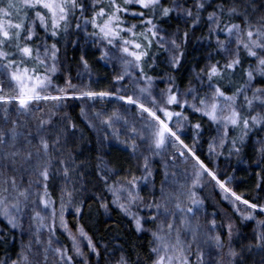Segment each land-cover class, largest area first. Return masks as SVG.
Here are the masks:
<instances>
[{
	"label": "snow or ice",
	"instance_id": "obj_1",
	"mask_svg": "<svg viewBox=\"0 0 264 264\" xmlns=\"http://www.w3.org/2000/svg\"><path fill=\"white\" fill-rule=\"evenodd\" d=\"M173 13L193 34L206 29L198 40L213 50L203 67L193 68L184 90L172 71L183 66L190 31L166 36L161 24ZM69 45L81 48L85 69L88 45L100 51L101 60L120 66L111 88L93 90L91 81L78 87L71 79L63 87L56 83ZM161 49L168 54L169 71L163 77L166 87L156 92L157 76L146 69L156 67ZM69 101L93 102V107L97 101L120 102L110 115L95 116L130 151L136 167L120 178L98 164L97 176L135 232L149 233L147 264H246L244 249L233 245L231 219L219 226L215 218L206 225L196 219L203 205L197 189L213 182L233 214L256 220L258 229L246 248L264 253V219H257L264 204L237 194L229 186L233 178L218 176L196 149L205 121L215 133L210 157L221 150L239 155L251 132L264 131V0H191L190 6L188 0H0V245L17 233L21 238L15 258L6 254L0 264H92L93 256L99 264L102 253L93 238L80 225L73 232L65 221L73 206L77 217L82 213L77 193L85 179L82 162L63 151L67 129L57 126ZM122 112H131L133 119ZM81 113L87 118L83 106ZM192 114L198 122H191ZM185 127L194 129L192 145L183 138ZM261 143L257 151L264 161ZM155 157L164 158L158 192ZM180 165L183 182L175 179ZM57 180L59 208L53 191ZM149 187L146 199L142 193ZM101 207L107 213L109 204L102 200ZM57 221L71 248L59 244ZM104 256L108 264H141L138 253L133 260L120 250L113 259L105 249Z\"/></svg>",
	"mask_w": 264,
	"mask_h": 264
},
{
	"label": "trees",
	"instance_id": "obj_2",
	"mask_svg": "<svg viewBox=\"0 0 264 264\" xmlns=\"http://www.w3.org/2000/svg\"><path fill=\"white\" fill-rule=\"evenodd\" d=\"M181 3L184 0H180ZM171 0H165V4H170ZM189 6L191 5V0H188ZM210 10V9H209ZM207 15V13H205ZM162 29L165 30L166 36L171 37L173 34L179 33L180 36L183 35L184 31H190V39L185 49V60L183 61V66L179 70H173L172 75L175 77L176 83L179 85L181 90H184L188 84V81L192 75L193 68L198 70L199 67H203L206 60L208 52H212V49H206L205 45L202 44L198 38L201 36L202 31L206 34V29L197 28L194 34L191 29L184 23L183 18L177 17L176 13H173L172 17L161 24ZM75 39V37H73ZM83 51L86 53L85 59L88 63V68L85 69L83 64L80 62L81 48L68 46L66 50V55L61 56V68L55 78L57 84L61 87L65 86V81L71 79L73 84L78 87L81 85H89L93 90H105L109 89L111 86V81L114 75L120 71V66L118 64L113 66V62L100 59V51L90 45L85 46ZM157 51V49H153ZM160 54L157 56L154 69H146L150 75L157 76L155 81V91L159 92L161 89L166 87V81L163 78L164 74L169 71L166 60L168 54L162 49L159 50ZM215 59H220V56H216L213 52ZM247 67V65H245ZM240 77H236V81L239 82ZM120 102L117 101H104L95 102L93 107V102L89 101H69L68 107L64 109L67 114L61 113V116L57 117L58 128L67 129L65 136L62 138L63 151L65 154H70L72 158L76 160L79 164L82 162V168L84 170V188L77 193V199L82 200L83 203L82 213L77 217L76 213H68V223L72 228L77 225L82 226L85 231L93 238L94 242L98 245L99 250L102 253L99 264H108V259L104 256L105 249H107L108 255L115 256L120 255V250L130 253L132 259H136V254L140 255L141 264H147V255L149 251V240L151 239L149 233L144 232L137 234L131 221L124 216L119 208L112 205V197L105 190L103 181L99 180L97 176V165H100V170L104 171V168L114 172H119L120 174L127 169L130 162L131 153L128 149L124 147L123 144L117 143L114 138H111V132L107 129L106 125L101 123L100 119H97L95 113H107L110 115L117 107ZM86 109L87 118L81 113V107ZM190 112V110H188ZM122 116L126 115L123 112ZM127 116V115H126ZM63 117V119H61ZM106 118V116H103ZM190 120L192 123L198 122L195 114L190 115ZM76 125L75 128L71 127V124ZM93 126H89V124ZM119 127V125H117ZM33 134H35V129H31ZM25 134H27L28 129H25ZM214 130L211 129L208 123L205 121L203 124V129L200 134L199 143L196 145L197 154L200 158L214 171L217 172L218 176L222 179L227 177H232V188L239 194L244 196L250 201H257L264 194V188L254 190V181L257 178L255 184L264 182V161L261 160L260 153L257 151L261 142H264V131L259 129L254 130L249 134L245 144L242 146V151L239 155L232 154L229 155L226 150L223 154L218 157H210L208 153V144L214 135ZM108 135L110 139L105 140L104 137ZM194 129L191 127H185L183 130V138L185 143L192 145L193 143ZM171 151V149H169ZM259 153V154H258ZM258 156L259 161V172L261 175L255 177L244 176L245 166L244 161L253 155ZM164 158H161L160 162H157L156 166V177L155 182L159 183L163 178V171L161 170L163 166ZM184 171V166L180 165L178 167ZM118 173V174H119ZM253 184V185H252ZM59 181L57 180L53 184V191L55 198L57 199V208H59ZM79 187V185H78ZM248 188V192L252 187L253 190L250 194H244L243 188ZM251 188V189H252ZM199 198L203 200L202 205V216L203 218L213 215L216 212L217 218L222 224L224 219L221 212L217 209L223 210L225 214H230L229 205L222 201L214 191L210 189V186L205 185L201 191H199ZM101 198V199H98ZM102 200H105L109 204L107 213L101 207ZM72 208H75L74 206ZM236 222L239 224L241 233H249L250 226H241V221L235 216ZM204 224V219H203ZM28 225L29 221L25 219L24 229L25 236L23 239L24 243L28 240ZM3 227V225H0ZM6 230V229H5ZM47 236V233H45ZM56 236L59 240V244L67 248H71V244L64 233L57 227L56 224ZM253 239V237H252ZM56 246V245H54ZM21 247V238L17 233L16 238L13 239L11 236L8 237V243L6 245H0V259L5 258V255H11L15 258V253ZM255 250V249H254ZM260 254V257H259ZM249 260L251 263L254 258L258 257V262L261 260L264 253L255 251L251 252ZM249 261V262H250ZM250 263V264H251ZM93 264H96V257L93 256Z\"/></svg>",
	"mask_w": 264,
	"mask_h": 264
},
{
	"label": "rangeland",
	"instance_id": "obj_3",
	"mask_svg": "<svg viewBox=\"0 0 264 264\" xmlns=\"http://www.w3.org/2000/svg\"><path fill=\"white\" fill-rule=\"evenodd\" d=\"M167 37H169V36H167ZM114 77H115V75L113 76V78H112V81H111V86H112V83H113V80H114ZM111 86H110V88H111ZM114 90V89H113ZM127 116V119L129 120V121H131L132 119H133V116H132V113L131 112H129V113H127L126 114ZM121 139H123V137H121ZM262 145H259V147H258V149L261 147ZM259 154V153H258ZM153 159V161H154V168H155V171H156V167L157 168H159L158 166H156L157 164V162H160V160H161V157H155V158H152ZM156 166V167H155ZM244 166H245V172H244V176H252V175H254L255 177H257V173L259 172V161H258V156L255 154V155H253L252 157H248L245 161H244ZM135 167H136V161L134 160V159H132V158H130V162H129V164H128V166H127V169L125 170V171H123L121 174L119 173V172H114V171H109V170H107V169H105L104 168V171L107 173V174H111V173H119V177L120 178H122L123 176H125L127 173H128V171L131 169V170H135ZM162 168H163V166H162ZM162 168H161V170H162ZM176 172H178L179 173V175L177 176V177H175V179H178V180H180L181 182H183V179H184V176H183V172L184 171H182L181 169H179V168H176V169H174ZM138 174V173H137ZM114 179L115 178H117V177H113ZM229 177H227L225 180H227ZM256 180H257V178H255V181L253 182L254 183V185H253V187H254V190H256V187H257V185L255 184V182H256ZM109 182H111V181H109ZM231 183H232V181H231ZM230 183V187H232L233 185ZM207 185V187L208 186H210V189L212 190V192L214 191V182H213V184H206ZM159 186H160V182L159 183H156V189H157V192L159 191ZM252 188V187H251ZM250 188V190H249V192H248V188L246 189L245 187L243 188V189H245L244 190V194H250V191L251 190H253V188L251 189ZM203 189V188H202ZM202 189H197V194H198V196H201V195H199V191H201ZM253 190V191H254ZM149 192H150V187L149 188H146L145 189V191L142 193V195L146 198V199H150V196H149ZM216 194L218 193V197L220 198V196H221V194H220V192H219V189L218 188H216L215 189V191H214ZM112 197V196H111ZM221 199V198H220ZM258 202L259 203H261V204H264V194H262L261 195V198L260 199H258ZM228 205H229V212H230V214H225V212H223V210H221V209H219V207H218V209H217V211L219 210L220 212H221V215H222V217H223V219H224V221H223V223L224 224H226L228 221H229V219H231V221H232V223L235 225V228H234V232L236 233V235L234 236V238H233V245H234V247L236 248V250L237 251H240L241 249H244V252H243V255H244V257H245V261H246V264H250L251 263V261L249 260V258H250V253L251 252H253V251H255L256 253H258L259 251L258 250H252L251 252H248L247 251V248H246V246L249 244V242H251L253 239H252V237H253V235H254V230H257L258 229V226H257V223H256V220H252V221H242V219H241V217L239 216V215H235V214H233L232 213V210H231V204L230 203H228V202H226ZM241 207H243V206H241ZM71 212H74V213H76L75 212V208H70V209H68L66 212H65V221H66V223L68 224V227L73 231V232H75V229H76V227L75 228H72L70 225H69V223H68V218H67V216H68V213H71ZM217 213L216 212H214L213 213V215H211V216H207V217H205V218H203V216H202V210L198 213V216H197V218L196 219H198V221H199V223H201L202 225H206L207 224V222L209 221V220H211V219H213V218H215L216 219V222H217V225L219 226V225H221L222 223L220 222V220L217 218ZM235 216L237 217V218H239V220L241 221V223H240V225L241 226H243V225H248V226H250L251 228H250V230H249V233H244V234H242L241 233V229H240V227H239V224L236 222V218H235ZM203 219H204V224H203ZM257 219H264V214H259L258 216H257ZM195 222V221H194ZM57 227L64 233V235L68 238V235H67V233H65L64 231H63V229L60 227V225H59V221H57ZM225 236H226V231H225ZM69 240V239H68ZM69 242H70V244H71V241L69 240ZM86 250V249H85ZM113 257V259L114 258H117V257H119V255L118 256H115V255H113L112 256ZM259 257H260V254H259ZM258 260V257L257 258H254V261L251 263V264H261V260L258 262L257 261ZM250 261V262H249ZM92 264H93V257H92ZM213 264H215V262H213Z\"/></svg>",
	"mask_w": 264,
	"mask_h": 264
}]
</instances>
